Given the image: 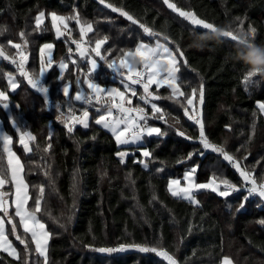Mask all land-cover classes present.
Here are the masks:
<instances>
[{
    "label": "trees",
    "instance_id": "1",
    "mask_svg": "<svg viewBox=\"0 0 264 264\" xmlns=\"http://www.w3.org/2000/svg\"><path fill=\"white\" fill-rule=\"evenodd\" d=\"M109 2L124 6L142 22L180 45L188 64L181 65L178 82L186 94L203 83L204 102L200 111L210 139L217 143L226 140V146L232 152L245 144V154H250L244 163L249 166L264 156V112H259L257 105V101H264V77L257 74L250 83L244 82L251 66L239 55L245 50L241 49L242 45L193 25L168 8L163 0H106V3ZM171 2L194 11L200 19L219 28L230 26L233 30L237 29L239 21L236 18L239 17L246 30L249 26L256 29L251 42L264 45V0ZM41 10L45 11L46 19L37 28L35 17ZM51 12L65 17L78 12L82 22H92L94 32L84 37L87 46L90 40L94 44L97 34L108 35L109 40L102 46V54L109 46L114 49V55H119L116 49L134 50L140 41L151 40L137 25L107 8L106 4L102 5L99 0H0V28L3 29L0 45L4 46L6 55L16 57L18 52L7 44V40L21 43L28 55L27 67L32 72H38L40 48L46 43L53 44L55 63L43 82L49 86V99L55 102L66 100L62 84L69 79L73 80L70 95L75 91L74 65L69 63L64 81L58 79V62L69 60L68 48L73 49L71 59L85 69L87 64L79 58L75 44L71 43L72 39L80 38L79 25L74 20L68 21L72 35L65 43V36L57 37L52 27ZM22 30L27 34L26 46L18 35ZM169 46H173L171 42ZM180 59L182 61L183 58ZM99 63L100 67L94 74L98 82L107 86L117 83L113 79L114 73L103 61ZM8 72L14 73L19 87L14 92L7 89L10 108L5 110L0 106V119L4 129L13 135V148L23 162L30 209L36 193L35 185L45 184L47 204L45 206L42 202L38 216L52 232L48 247L49 264H167L153 252L129 250L110 255L95 250L116 247L120 243L150 244L161 239L163 246L175 253L181 264H185L186 258L187 264H221L225 255L232 259L233 264H264V225L258 223L264 218V200L251 197L244 209L236 211L238 194L223 198L211 190H199L196 199L200 204L195 205L172 197L167 190L168 180L181 178L191 166V161L177 163V159L191 151L193 146L199 147L198 143L178 136L176 130L169 127L172 118L178 117L181 130L186 134H197L198 126L184 115L175 101H156L170 114L169 124H151L158 125L168 134L146 139L145 144L153 151L155 159L149 158V166L144 168L142 164L134 163L131 155L125 163L120 162L116 156L118 150L134 151L137 157L139 151L135 145H118L109 130L95 124L98 115L95 105L75 102L77 113L80 114V108L88 107L91 118L87 129L79 125L69 134L66 127L55 119L56 109L46 103L43 94L32 89L3 57H0V89H6L5 74ZM83 87L87 91V86ZM135 87L137 96L133 98L134 104L138 103V94L142 91L140 86ZM150 90L164 97L170 94L167 87L157 89L152 86ZM100 108L102 114L103 107ZM14 114L21 117L25 130L36 137L29 141L31 152H26L19 144L18 134L9 119ZM192 160L200 165L195 174L197 182H206L213 172L220 169L228 178L238 179V173L215 153L208 151L203 157L193 156ZM6 165L7 157L0 140V168ZM159 168L164 170L157 171ZM45 170L49 173L48 177L43 174ZM12 189V185L6 184L3 190L10 192ZM14 210L12 206L9 214L17 223V232L23 235L24 229L19 218L14 216ZM10 227L8 223V236L22 252L24 245L10 233ZM27 235L30 240V234ZM31 247L32 260L42 261V257L34 251V244ZM0 260L4 264H15V258L3 252H0Z\"/></svg>",
    "mask_w": 264,
    "mask_h": 264
},
{
    "label": "snow or ice",
    "instance_id": "2",
    "mask_svg": "<svg viewBox=\"0 0 264 264\" xmlns=\"http://www.w3.org/2000/svg\"><path fill=\"white\" fill-rule=\"evenodd\" d=\"M99 2L102 5L106 4L107 8L115 13H119L132 24L137 25L148 37L155 39V44H145L143 41H140L136 44L134 51L131 49H116L115 52H118L119 55H114V49L109 46L104 49L102 54V46L109 40L108 35L100 36L97 34L94 44L90 40L88 47H85L83 38L89 33L94 32L93 23L90 21L82 22L78 12H74V14L68 17L51 12L49 15L51 16L52 27L55 28L57 37L65 36V43L69 42L68 38L72 35L71 30L68 28V21L74 20L79 25L80 39H72L71 43L75 44V51L79 53V58L87 64V68L85 69L75 59H71V55L73 54L71 47L68 48L69 60L61 59L58 62L60 70L58 79L61 81L65 79V72L69 69V63L74 65L75 91L73 95H70L73 80L69 79L62 84V93L66 100L63 102L57 100L55 102L54 107L57 111L55 119L60 121L66 127L67 132L71 134L76 125H81L85 129L89 127L90 112L88 107L80 108V114L78 115L75 102H81L83 105L95 104L106 106L103 108V114H100L102 111L100 107L96 108L98 115L95 118V124L101 125L104 129H108L114 135L118 145H135L140 154L137 157L134 151L130 152L127 149L118 150L116 156L120 158V162L125 163L126 158L131 155L134 163H140L144 168H148L149 158L155 159V157L153 151L149 150L146 146V139L153 136L163 137L168 134L167 131H162L160 127L150 124L149 120L154 119L169 124L170 114L165 107H162L156 101L162 99L173 100L176 104L180 105L184 115L193 121L194 125L198 126L197 134L190 135L186 134L184 130H181L178 127L180 124L178 117L172 118V123L169 124V127L174 128L178 136L198 143L199 147L193 146L191 151L177 159V163L191 161V166L183 174V179L186 181L184 186H181V180L178 178L168 180L167 190L171 193V196L199 205L200 201L196 199V193L199 190H211L223 198L237 193L239 196V205L236 211L244 209L251 197H259L261 200H264V162H262L264 161V156L260 157L251 166L244 163L247 160V155L250 154H245L247 151L246 145L241 144L240 148L232 152L227 148L226 140L224 143L214 142L206 133L205 122L201 117L200 109L197 107H189L193 106L194 99H198L199 105H203L204 85L201 83L198 89L192 88L190 94H186L183 91L181 83L178 82L179 78L177 73L180 72L182 64H188V60L185 58V53L180 45L172 41L168 35L158 32L153 27L142 22L141 19L126 10L124 6L110 2L106 3V0H99ZM163 2L168 8L178 13L180 17L190 21L193 25H201L203 28L209 29L222 37H228L232 42L242 45L243 47L241 49H247L255 45L251 40L256 34V29L249 26L246 30L243 27V20L239 17L236 18L239 21L237 29L233 30L230 26L219 28L213 23L200 19L194 11L185 10L176 3L171 2V0H163ZM45 16V11L41 10L38 12V15L35 17V25L37 28L42 24ZM61 26H63V30ZM2 31L3 29L0 28V33ZM18 35L23 45L26 46L28 43L26 32L22 30ZM161 38L164 41L163 43L161 42ZM170 42L173 45L172 47L169 46ZM7 44L20 50L17 52L19 61L12 56L5 55L3 45H0V57L10 60L12 64H15L20 76L27 80V84L32 89H36L42 93L45 102L51 105V101L49 100V86L43 82V78L45 72L51 69L55 63L51 55L53 45L46 43L40 48L39 71L30 72L25 68V63L28 60V56L25 54L26 48L22 49L21 43H14L11 39L7 40ZM45 49H48L46 59ZM137 55L142 58L144 71L135 70L131 63V60L135 59ZM112 56L114 58H110ZM180 58H183L182 61ZM100 61H103L104 65L115 74L113 79L117 76L120 77V83L124 88L123 91L120 87L107 86L98 82L94 74L100 67ZM256 75L257 71L249 68L244 76V82L246 84L250 83L251 78ZM5 76L6 89H0V106L8 110L11 101L7 89H11L14 92L19 87V82L12 72L6 73ZM84 85L87 86V91L84 89ZM152 85H155L157 89L167 85V88L170 89V94L166 97L161 96L157 92L150 90ZM135 86L142 87L139 100L145 106L132 104V98L137 96V88ZM147 105H150V113L147 110ZM257 105L258 111L264 112V101H257ZM16 107L18 108L19 104ZM9 119L12 128L18 134L19 144L23 146L26 152H31L32 148L29 145V141L35 140L36 137L30 131L25 130L26 125H24L19 115H11ZM2 123L3 121L0 120V124ZM226 127L230 128V125H226ZM254 130L255 124H253V132ZM0 140L3 141L4 152L7 155V165L0 168V213H2L0 214V250L9 257L15 258V264H49L48 242L52 236V232L47 230L46 224L38 216V213L41 212L42 202H44L45 206L47 204L45 200V184L40 183L35 185L36 193L32 198V209L29 210L26 208L25 205L28 204L30 198L29 186L21 175L24 169L20 158L13 152L11 147L13 135L9 131L0 130ZM48 147L51 148L50 143ZM242 149L245 151L242 152ZM208 151L217 154L218 158L227 162V165L238 173V179L233 180L228 178L224 171L220 169L217 172H213L211 177L206 179V182H197L195 173L200 165L192 160V158L193 156L203 157ZM161 163L163 164L164 162ZM257 168H259L258 172ZM163 170V168L157 169V171ZM43 174L45 177L49 176L47 170ZM6 184L12 185L13 191H4L3 189ZM73 187L75 188V185ZM10 200L15 205L14 216L19 217V223L23 226V235L17 232V223L13 221V215L9 214V208L11 206L9 203ZM229 208H231V205H229ZM45 211H47L46 207ZM6 219L11 225L10 233L15 236L17 241L24 245L22 252L18 251L12 244V241L8 239L5 227ZM258 223L264 225V218H261ZM189 231H191V226H189ZM28 233H30V240L27 235ZM32 244H34V251L37 256L42 257V261L39 259L36 261L32 260ZM89 247L92 246L89 245ZM128 248L139 249L141 252L156 253L167 261V264H181L175 253L169 252L163 246L162 239L155 240L150 244L120 243L116 247H100L95 250L101 253H114ZM0 264H4V261L0 260ZM185 264H187V258ZM221 264H233V261L229 256L225 255L222 258Z\"/></svg>",
    "mask_w": 264,
    "mask_h": 264
},
{
    "label": "clouds",
    "instance_id": "3",
    "mask_svg": "<svg viewBox=\"0 0 264 264\" xmlns=\"http://www.w3.org/2000/svg\"><path fill=\"white\" fill-rule=\"evenodd\" d=\"M239 55L251 66L253 71H257V74L264 77V45H253L243 52H239Z\"/></svg>",
    "mask_w": 264,
    "mask_h": 264
},
{
    "label": "crops",
    "instance_id": "4",
    "mask_svg": "<svg viewBox=\"0 0 264 264\" xmlns=\"http://www.w3.org/2000/svg\"><path fill=\"white\" fill-rule=\"evenodd\" d=\"M45 19H46V16H45V18H44V20H43V22L45 21ZM62 27V26H61ZM151 40H148V41H143L145 44H152V45H154L155 44V39L154 38H150ZM161 42L163 43L164 41L161 39ZM134 51V50H133ZM142 51H143V49H142ZM6 55V54H5ZM131 63L133 64V66H134V68H135V70H137L140 66H142L143 65V63H142V58L141 57H139L138 55L135 57V59H133L132 61H131ZM115 75V74H114ZM177 76H178V73H177ZM120 77H116L115 78V80H117L118 82L117 83H112V84H116V86H120V87H122L123 88V85L120 83ZM130 83V82H129ZM111 84V85H112ZM155 86V85H154ZM152 87V86H151ZM163 87H167V85H164V86H162V87H160V88H163ZM134 98V97H133ZM133 98H132V101H133ZM194 101V107H197V108H199V109H201V105H199V103L197 102V100L196 99H194L193 100ZM190 108L192 107V106H189ZM91 118V117H90ZM89 121H90V119H89ZM108 130V129H107ZM121 146V145H120ZM196 174V173H195ZM178 179H180L181 180V186H184L185 184H186V181L183 179V176L181 177V178H178ZM9 203H10V208H9V210L11 209V207L13 206V203H11L10 201H9ZM0 214H2V213H0ZM7 225H8V222H7V219H6V224H5V227H6V234L8 235V233H7ZM8 239H10L9 238V236H8ZM12 244H13V242H12ZM14 245V244H13ZM15 246V245H14ZM16 247V246H15ZM18 250V249H17ZM0 252H3L2 250H0Z\"/></svg>",
    "mask_w": 264,
    "mask_h": 264
},
{
    "label": "rangeland",
    "instance_id": "5",
    "mask_svg": "<svg viewBox=\"0 0 264 264\" xmlns=\"http://www.w3.org/2000/svg\"><path fill=\"white\" fill-rule=\"evenodd\" d=\"M197 26H200V27H203V26H201V25H197ZM51 44V43H50ZM53 45V44H52ZM88 47V46H87ZM53 49H54V46H53V48H52V50H51V55H52V53H53ZM27 55V54H26ZM47 55H48V49H45V59L47 58ZM28 56V55H27ZM132 61V60H131ZM25 68L28 70V71H30L29 70V68L27 67V63H25ZM50 70V69H49ZM49 70H47L46 72H45V75H44V78H43V80L46 78V76H47V74H48V71ZM17 71V70H16ZM30 72H32V71H30ZM17 74L20 76V74H19V72L17 71ZM22 77V76H21ZM23 79H25L24 77H22ZM120 80V79H119ZM109 86H115V87H120V86H116V84H112V85H109ZM152 86H154V85H152ZM121 88V90L123 91L124 90V88H122V87H120ZM12 91V90H11ZM50 101L52 100V99H49ZM51 105L54 107V104L53 103H51ZM106 107V106H105ZM192 107H194V101H193V106ZM55 108V107H54ZM104 108V107H103ZM102 114H103V112H102ZM1 120V119H0ZM152 125H154V126H158V125H156V124H152ZM159 127V126H158ZM0 130H5L4 129V127H3V124H0ZM1 144H2V147H3V141L1 140ZM11 147H12V150H13V152H15L16 153V155L17 156H19L18 154H17V152L14 150V148H13V145H11ZM3 150H4V147H3ZM6 154V153H5ZM6 157H7V155H6ZM19 158H20V156H19ZM20 161H21V163H22V165H23V162H22V160H21V158H20ZM23 169H24V165H23ZM21 175L23 176V178H24V180H25V182L27 183V180H26V177H25V173H24V170H23V172L21 173ZM28 184V183H27ZM12 188H13V186H12ZM12 191H13V189H12ZM29 196H30V194H29ZM30 199V198H29ZM29 201H28V204L27 205H25V207L26 208H28L29 210H31L30 208H29ZM13 207L15 208V205H14V203H13ZM19 218V217H18ZM22 226V225H21ZM22 228H23V226H22ZM48 230V229H47ZM30 234V233H29ZM10 240V239H9ZM49 242H50V239H49ZM49 242H48V247H49ZM129 250H139V249H135V248H128V249H126V250H123V251H117V252H114V253H103V254H118V253H122V252H125V251H129ZM101 253V252H100Z\"/></svg>",
    "mask_w": 264,
    "mask_h": 264
},
{
    "label": "built area",
    "instance_id": "6",
    "mask_svg": "<svg viewBox=\"0 0 264 264\" xmlns=\"http://www.w3.org/2000/svg\"><path fill=\"white\" fill-rule=\"evenodd\" d=\"M80 39V38H79ZM83 43H84V46L85 47H87V44H86V41H85V39L83 38ZM22 49H24V47H22ZM18 51H20V50H18ZM25 54H26V52H25ZM17 61H19V56L17 55L16 57H14ZM8 62L10 63V64H12L11 62H10V60H8ZM15 68H16V65L15 64H12ZM16 70H17V68H16ZM18 71V70H17ZM137 71H144V67H143V65L142 66H140L138 69H137ZM142 88V87H141ZM142 92V91H141ZM140 92V93H141ZM139 93V94H140ZM139 94H138V103H136V104H140L141 106H145L144 104H143V102H141L140 100H139ZM51 103H53L54 105H55V101L54 100H51ZM133 105H136V104H134V103H132ZM95 105V104H94ZM96 107H105V106H101V105H95ZM147 107V110L149 111V113H150V111H151V109H150V105H147L146 106ZM78 114V113H77ZM79 115V114H78ZM164 123L163 121H158V120H154V119H150L149 120V123L151 124V123ZM193 122V121H192ZM194 123V122H193ZM76 126H79V125H76ZM223 187V186H222ZM237 193H233L232 195H236Z\"/></svg>",
    "mask_w": 264,
    "mask_h": 264
}]
</instances>
